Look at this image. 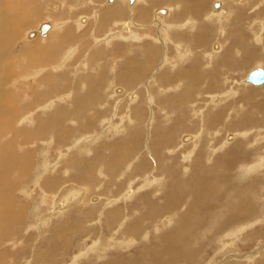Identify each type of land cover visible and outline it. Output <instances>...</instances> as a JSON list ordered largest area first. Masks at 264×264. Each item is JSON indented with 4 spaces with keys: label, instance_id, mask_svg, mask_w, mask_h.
<instances>
[{
    "label": "rangeland",
    "instance_id": "rangeland-1",
    "mask_svg": "<svg viewBox=\"0 0 264 264\" xmlns=\"http://www.w3.org/2000/svg\"><path fill=\"white\" fill-rule=\"evenodd\" d=\"M15 1L26 3L27 8L33 11L29 15L31 16L30 19L38 17V14L40 18L28 20L25 24L26 27L21 24V31L18 34L12 32L13 38L18 39L14 43L12 40L8 42L10 48L5 56L7 63L4 64V66H7L3 69V71L10 73L5 75L0 71V79H4L6 82L4 87L0 88L2 91H0V107L7 105L4 104L7 97H4L3 91L6 90V93L12 91L11 102L13 104H8V106L14 108L16 117L14 122L3 121L0 124V132H2V135H0V178L4 176L6 169L10 170L9 175L11 177H6L9 178L6 183L12 184V188L9 189L10 192L6 195L2 194V197L5 200H10L9 204H12L10 205L12 211H9L13 212L11 214L15 217V222L9 224L8 217L6 215L2 216L3 214L0 215V264H112V262L113 264H158L155 262L154 257H162V253L154 256L153 252L156 251H151L152 248H157L156 250L159 253L161 248L165 247L162 241L166 238L161 237L162 235H167L168 230L178 224L179 219L183 216H195L197 214L195 217L201 218L211 213L210 208L203 206H197V209L193 210L195 207L193 205V202H195L194 192L198 189V186L194 185L198 182H194V176L199 178L201 173L204 178L208 175L206 178L214 180L220 172L216 163L222 160L221 157L225 153L232 152L238 147L240 149L242 147V153L238 157L240 162L231 174L229 173V177H231L232 185H234L232 189H240V193L242 191V194L245 192L249 196L252 204H250L251 208H249L248 215L251 214L252 217L248 220L244 218L243 220H246L244 223L231 226L228 225L229 219L226 216L227 213L223 210V213L216 216V221L219 220V222L217 221L214 225H209L211 219L208 222H203L202 226L195 231L194 236V231L191 232L190 228L189 231H184V235L182 232V239H190V247L188 246L186 249L189 258L186 257L185 261H177L173 264H264V85L255 87L245 84L250 71L252 72L258 67L264 68V65L258 64V61L250 59V54L260 55V51L264 49V35L261 44L257 43L255 37L256 34H261L260 30L264 29V10L260 11L262 8L261 3L264 0H223L226 8L223 12L227 16L224 14L217 18L213 17V21L211 20L212 22L209 21V23L206 17L217 11L214 10V7L212 8V5L218 0H173L174 2L168 0L172 5L178 3L176 6H181L180 10L185 6L187 9H191L194 15H190L189 18L191 17L194 22L186 26L184 20L175 23L184 24L181 29L180 27H174L173 30L171 29L172 26H169L167 36L157 34L155 25L159 26L158 30L161 29L160 26L162 25L156 22L159 17L155 14L160 8L167 12L168 6L164 4L157 5L156 2H154L148 20L143 21L140 14L145 10L139 7V14L136 11L135 4L131 6L127 1L114 3H108L107 0ZM196 2L204 3V16L202 17H198L199 14L191 7V5H196ZM235 2L236 4H234ZM113 6H121L122 9H126L125 14L123 16L108 15L105 18V12ZM176 6H174L175 9H179ZM241 6L243 9H241ZM256 7H258V10L255 9ZM133 8L135 10H132ZM236 14L239 16H237V19L235 18ZM167 15L166 13L164 18H167ZM113 17L115 19L112 21ZM145 18H147V15ZM189 18L187 17L186 21ZM227 18L229 21H226ZM234 18L235 20H233ZM36 21L38 22L36 23ZM131 21L135 23L134 26L130 27L131 34H126L127 38L124 37L125 39L116 38L114 42L110 43L109 41L113 40L110 38L115 32H123L122 24L129 22L131 25ZM79 22L83 25V28L79 27ZM41 23H51L54 26L53 33H51L54 34L52 41L50 39L43 42L46 39H43L40 35L28 38L30 33L37 32V28ZM168 23L172 24L171 18ZM222 23L226 27L222 26ZM141 25L146 27L144 28L146 31L142 30ZM212 25L214 29L211 28ZM223 27L226 29H223ZM232 27H235L238 32H243V39L246 44H244L245 47L238 45L239 48H234L235 55L233 53L231 55L240 60H234L236 64H230L228 69L223 54L237 39L235 35L234 38L233 35H227L228 32L226 33ZM207 28L209 32H213V38L211 37L209 41H201L199 36L203 32L202 29ZM67 31L74 36L71 37V40L67 38L68 41L66 40L63 46V41H61L63 37L61 39L60 35L67 34ZM109 31L112 34H109ZM136 33L140 37L134 38ZM107 34L110 36H107ZM176 36L179 38H176ZM230 36L231 38H228ZM160 37L163 42L158 40ZM47 42L48 44L51 43L48 46V51L51 52L46 53L44 56L48 59V63L41 65L39 64V54H43L44 45ZM218 43L223 48L220 50L223 51V54L222 52L219 55L216 54L221 58L220 61L219 59L215 61L213 52L220 49L217 47ZM145 44H148L147 50L150 51L153 48L158 52L157 57L153 58L152 68L147 65L150 71L145 69V65L140 76L132 75L131 60L127 56L129 54L135 59L142 57V53L137 57L134 55L143 51L142 46ZM177 45H179V48ZM187 48H189V58L183 60L184 58L182 59L181 55ZM250 49H254V52H249ZM113 50L116 51L117 55H112L111 51ZM123 50L126 52L124 53ZM76 51L77 53L73 54L71 60L68 61L67 54ZM190 52L191 54H189ZM236 52L240 54L238 55ZM243 55L245 61L241 59ZM114 56L119 57L115 58ZM209 57H212L213 60H210ZM149 58L152 57L149 55ZM144 60L143 63L147 64L148 60ZM246 60L251 62L248 63ZM194 61H196L195 65ZM232 62L230 61V63ZM221 63H224L223 66ZM237 64L240 65L237 66ZM2 66L3 61L0 58V68ZM135 69L138 70L136 65ZM182 69L187 73L189 69H193L195 72V75L192 74L193 78L191 77L196 81V83L191 81L194 83L192 86L194 87L193 100L187 105L186 112V117H189V119H186V124L193 127L192 130L187 128L186 131L181 127V130L175 133L174 143H171L173 147L166 148L162 152L165 157V166L161 170V168H157L160 161L156 157L153 147L163 138V144L167 141V136L173 130V124L180 121L181 116L178 115L177 111L171 113L160 106V103L164 98L183 93L187 77L186 75L175 74L176 70L181 72ZM222 70L226 71L225 74L221 73ZM210 71L212 76H208L207 80L209 82H206L203 77ZM125 73L129 79L122 81ZM166 73L171 74V76ZM218 74H221L219 77L222 82L219 91L215 86L211 87L214 75L213 83L217 84L219 82ZM167 77L168 79L172 77V83L169 84L163 81ZM47 81L52 85H49L50 83ZM93 81L100 83V93L92 99L83 98L86 95L88 96L95 87L91 83ZM159 83L160 86L162 85L161 89ZM213 87L217 90L216 92ZM205 88L207 89L205 90ZM211 89L213 90L211 91ZM234 90L235 92H233ZM248 90L257 93H254L251 98ZM86 91L88 93H85ZM225 91L230 94L227 99L222 96L226 94ZM234 93L237 94L234 95ZM11 94H9V97H11ZM92 94L89 96H92ZM208 95L214 97L215 100L212 101L213 99L211 100ZM238 95L239 97H236ZM199 97L201 98L199 99ZM71 103L74 105H71ZM22 107H25L26 110L24 111L27 113L22 111L21 116L17 117L15 110H23ZM137 108L140 109L135 113ZM197 109L198 111H196ZM74 110L78 111L74 112ZM217 111L221 114V117L226 115L223 120L225 123L214 129V133L212 131L208 132L207 128L210 125L206 126L205 122L203 123L205 121L204 115L205 119L211 114L219 115ZM224 111L226 112L223 113ZM87 113L92 115L88 117L86 116ZM10 115H12V112H10ZM47 124L48 127L52 128L51 133L44 132L40 134L38 130L46 127ZM5 128L8 130L6 131ZM30 134L32 135L29 136ZM26 137L30 139L26 140ZM201 137L202 139H200ZM189 138L190 140L187 141ZM198 139H200L199 142H197ZM195 141L196 147L194 145ZM198 148L203 150V154ZM171 149L174 153H170ZM170 156L175 158L170 159ZM100 157L101 160L99 161ZM195 163L200 165V173H197ZM215 167L214 170H207V168ZM210 170L212 171L211 177H209ZM170 172L174 173L171 174ZM188 178H190V181H188ZM155 182L158 186L154 185ZM6 183L5 185H7ZM149 186L150 188H148ZM158 187H161L160 190ZM69 188H74L76 191L73 190L75 193L69 194L67 200H64L63 196ZM221 189L224 190V187H221ZM208 190L211 193L217 188L209 187L206 191ZM227 194L228 192L224 194L223 198H227ZM206 195L207 193H204L203 196ZM8 196L10 197L8 198ZM175 196H178V198ZM244 196L241 199L243 205L247 202V196ZM207 197V199H210L209 196ZM168 198L170 199L168 200ZM174 200H177L179 204L176 201V208L167 211V208L172 205L171 201ZM207 204L206 206H209L210 202ZM103 205L104 209L102 208ZM1 209L2 207L0 211ZM154 209L157 210L154 211ZM95 210L96 213L90 215V211ZM189 212L190 214H188ZM245 212H247V209ZM152 215L154 218H152ZM158 216H161V220L157 221ZM37 217L38 219H36ZM223 218L225 219L223 220ZM226 221L228 222L224 227ZM185 224L184 227L187 226ZM219 226L220 229L217 230ZM222 226L224 229L221 228ZM120 243L121 248H118L120 245L118 247L116 245ZM66 244L67 247H64ZM164 256L163 258L166 259V256ZM167 261L168 264H172L169 263V260Z\"/></svg>",
    "mask_w": 264,
    "mask_h": 264
},
{
    "label": "bare ground",
    "instance_id": "bare-ground-1",
    "mask_svg": "<svg viewBox=\"0 0 264 264\" xmlns=\"http://www.w3.org/2000/svg\"><path fill=\"white\" fill-rule=\"evenodd\" d=\"M118 1H127L128 3H129V5H131V6H134V4H135V8L137 7V13H139L140 14V12H139V7L142 9V10H145L144 12H142L140 15H141V17H142V19H143V21H147L148 20V17H149V14H150V11L152 10V8L154 7L153 5H154V2H156V4L158 5V4H164V5H167L168 7H167V12L166 11H164V10H162L161 8L157 11V13L155 14L156 16H158L159 18H157L156 19V22L159 24V25H162V26H160L161 27V29L160 30H158V25H155V29L157 30V34H161V36H167L168 35V30H167V28H169V26H172L171 27V29H173L174 30V27H180V29H181V26L182 25H184L185 24V26L186 25H190V24H192V22H194L193 21V19H191V17L189 18V16L191 15H194V14H192V10L190 9L189 10V8L187 9L186 8V6L184 7V8H182L181 10H180V7L181 6H176V5H172L171 4V2L170 1H168V0H134L133 2L132 1H130V0H116V1H111V0H107V2L108 3H114V2H118ZM173 1V0H172ZM196 1V0H195ZM224 2L223 0H218V1H216V2H214L213 3V5H212V8L214 7V10H217V11H214V13H210L209 15H208V17H206V20L208 19V23H209V21H213V17L214 18H217V17H219V16H221V15H224L225 13L223 12L224 11V8H225V2L221 5V2ZM230 1V0H229ZM243 1H246V0H243ZM261 1H263V0H261ZM26 2V1H25ZM28 2V1H27ZM174 2V1H173ZM177 2V1H176ZM233 2V1H232ZM239 2V1H238ZM257 2V1H256ZM184 3H185V1H184ZM260 3V2H259ZM186 4V3H185ZM234 4H236V2L234 3ZM251 4V3H250ZM189 5V4H188ZM252 5V4H251ZM261 5L262 6H264V2L263 3H261ZM142 6H145V7H142ZM174 6H176V7H178L179 9H175V7ZM221 6H223L222 7V10H221ZM228 6H229V4H228ZM247 6V5H246ZM28 7V5L26 6V3H24V2H17V1H15V0H0V58H1V60L3 61V66L0 68V71H1V73L2 74H7V75H9V73L10 72H8V71H3V69L7 66H4V64L5 63H7L6 62V54H7V52L9 51V44H8V42L10 41V40H12V42L14 43L15 42V40H17L18 38H13V34H18V32L19 31H21V29H20V25L22 24L23 25V27L25 26V24H26V22L28 21V20H34V19H38V18H40V16H39V14H38V17L36 16V17H34L33 19H30V17L31 16H29L30 15V13H32L33 11H31V9H29V8H27ZM191 7H192V9H194L196 12H197V14H199V16L198 17H202V16H204V14H203V9L205 8L204 7V3L203 2H200V3H197L196 2V5H191ZM209 7V6H208ZM233 7V6H232ZM35 8V7H34ZM37 8V7H36ZM35 8V9H36ZM185 8H186V10H185ZM249 8V7H248ZM258 7H256L255 9L256 10H258L257 9ZM261 8V7H260ZM259 8V9H260ZM26 9H27V11H26ZM221 11H220V10ZM232 9H235V8H232ZM238 9V8H237ZM125 10L126 9H122L121 8V6L119 7V6H113L112 8H110V9H108V11L107 12H105V14H106V16H105V18L109 15V16H123L125 13ZM128 10V9H127ZM132 10H135L134 8L132 9ZM157 10V9H156ZM180 10V11H179ZM219 10V11H218ZM225 10H226V8H225ZM261 10H264V7H262L261 9H260V11ZM128 11H130V10H128ZM176 11H179V12H176ZM233 11V10H232ZM237 11V10H236ZM154 12H156V11H154ZM176 12V13H175ZM219 12V13H218ZM234 12V11H233ZM257 12V11H256ZM35 14L37 13V12H34ZM136 13V12H135ZM166 13L168 14L167 16V18H164V17H166ZM128 14V13H127ZM102 15H103V13H102ZM101 15V16H102ZM136 15V14H135ZM139 15V16H140ZM146 15H147V18H145L146 17ZM226 15V14H225ZM243 15V14H242ZM227 16V15H226ZM237 14H236V19H237ZM189 18L187 21H186V18ZM239 17V16H238ZM244 17V16H243ZM254 17V16H253ZM109 19H110V17H108ZM107 18V19H108ZM140 18V17H139ZM138 18V19H139ZM170 18H171V22H172V24H169L168 23V21L170 20ZM223 18V17H222ZM235 18L233 19V20H235ZM240 18H241V15H240ZM256 18V17H255ZM113 19H115L114 17L112 18V21H113ZM174 19V20H173ZM83 20V19H82ZM106 20V19H105ZM185 21L184 22V24H181V23H179V24H175V23H178V22H181V21ZM214 20H216V19H214ZM218 20H220L219 18H218ZM107 21V20H106ZM130 21V20H129ZM137 21V20H136ZM142 21V20H141ZM189 21H191V22H189ZM201 21V20H200ZM199 21V22H200ZM211 21V22H212ZM226 21H229V19L227 18L226 19ZM231 21H232V19H231ZM239 21V20H238ZM237 21V22H238ZM242 21V20H241ZM240 21V22H241ZM38 21H36V23H37ZM198 22V21H197ZM36 23H35V25H36ZM80 23V22H79ZM116 23V22H115ZM118 23V22H117ZM122 23V22H121ZM124 23V22H123ZM129 22H127V24L126 23H124V24H122L123 26V32L122 31H120L121 32V34L119 35V33L120 32H115L113 35H112V37L110 38V39H113V40H110L109 42L110 43H112V42H114V40L117 38V39H125L124 37H126L125 35L127 34H129L130 32H132V30H131V26H134V24L135 23H132V21H131V25H130V23L128 24ZM167 23V24H166ZM174 23V24H173ZM202 23V22H201ZM226 23V22H225ZM166 24V25H165ZM194 24V23H193ZM211 24V23H210ZM231 24V23H230ZM253 24V23H252ZM163 25H165V26H167V27H164ZM229 25V24H228ZM255 25V24H254ZM264 25V24H263ZM137 26V25H136ZM198 26V25H197ZM222 26H225V24L224 23H222ZM22 27V26H21ZM26 27V26H25ZM79 27H81V28H83V25L80 23L79 24ZM141 27H142V30L144 29V28H146V27H144V26H142L141 25ZM190 27V26H189ZM210 27V26H209ZM226 27V26H225ZM225 27H223V29H226ZM251 27H253L254 28V26L253 25H251ZM151 28H154V27H151ZM194 28V27H193ZM211 28L212 29H214V26L212 25L211 26ZM260 28H261V26H260ZM53 29H54V26L51 24V23H41L39 26H38V28H37V32H33V33H30L29 35H28V38L30 39V38H34V37H37V36H41V37H43V39L45 38L46 40H43V42H45V41H49L50 39V41H52L53 39H54V34H51V33H53ZM147 29H148V27H147ZM179 29V28H178ZM196 29V28H195ZM210 29V28H209ZM220 29V28H219ZM223 29H222V31H223ZM120 30V29H119ZM145 30V29H144ZM143 30V31H144ZM172 30V31H173ZM254 30V29H253ZM264 29H262V30H260V32H261V34H256L255 35V37H256V40H257V43L258 44H261V41H262V39H263V35H264V31H263ZM146 31V30H145ZM148 31V30H147ZM202 33H201V35L199 36V38L201 39V41H205V40H210L211 39V37L213 38V32H209L208 31V28L207 29H202ZM221 31V32H222ZM226 31V30H225ZM12 32H13V34H12ZM228 32V33H227ZM70 32H68L67 31V34H65V35H60V38L61 37H63V39L61 40V41H63V46L65 45V42H66V40L68 41V39L67 38H70V40H71V37L72 36H74V35H72V34H69ZM109 34H112L111 33V31H109L108 32ZM164 33H165V35H164ZM224 33V32H223ZM226 33H227V35H235L236 37H237V39H235L234 41H233V43L230 45V47H228V49L226 50V52H225V54H223V52L222 51H220L221 49H223L222 48V46L220 47V43H218L217 44V47H219L218 49L219 50H217L216 52H213L214 54L213 55H215V61L217 60V59H219V61H220V56H217L216 54H220L221 52H222V54H223V59H224V61H226V64L228 65V69H229V65L230 64H232V65H235L236 63L234 62V60H240L239 58H236L235 56H232L231 55V53H235V47H238V45L239 46H244V44H246V42L244 41V39H243V37H244V35L241 33V31L240 32H238L237 31V29H235V27H232L231 28V30L230 31H226ZM109 34H107V36L109 35ZM131 34V33H130ZM237 34H240V35H237ZM248 35V34H247ZM246 35V36H247ZM106 36V37H107ZM110 36V35H109ZM132 36H133V34H132ZM137 36H139L140 37V35L138 34V33H136L135 34V36H134V38H136ZM147 36H149V35H147ZM160 36V35H159ZM232 36V37H233ZM235 36H234V38H235ZM178 36H176V38H177ZM182 37V36H181ZM187 37V36H186ZM77 38V37H76ZM127 38V37H126ZM131 38V37H130ZM143 38V37H142ZM148 38V37H147ZM165 38V37H164ZM179 38V37H178ZM228 38H231V36L230 37H228ZM250 38V37H249ZM249 38H248V40H249ZM144 39V38H143ZM148 39H151V38H148ZM154 39V38H153ZM168 39V38H167ZM182 39V38H181ZM195 39V38H194ZM193 39V40H194ZM137 41H138V39H136ZM159 41H162L161 40V37L158 39ZM179 40V39H178ZM197 40V39H196ZM247 40V39H246ZM108 41V40H107ZM128 41V40H127ZM157 41V40H156ZM195 41V40H194ZM223 41H226V40H223ZM40 42H42V41H40ZM132 42V41H131ZM150 42V41H149ZM163 42V41H162ZM164 42H165V40H164ZM196 42V41H195ZM226 42H228V41H226ZM37 43V42H36ZM202 43V42H201ZM44 44V43H43ZM205 44V43H204ZM210 44V43H209ZM263 44V43H262ZM39 45V44H38ZM51 45V43L50 44H48V42L44 45L45 47H44V51H43V54L42 53H40L39 54V60H40V62H39V64H41V65H45L46 63H48V59L46 58V57H44L45 56V54L47 53V54H49L50 52L48 51V46H50ZM180 45V44H179ZM179 45H177L178 46V48H179ZM206 45V44H205ZM222 45V44H221ZM4 46V47H3ZM198 46V45H197ZM197 46H193V47H197ZM254 46V45H253ZM33 48H34V46H32ZM121 47V46H120ZM143 47V51H141V52H138V53H136L134 56H136L137 57V55H139V54H143L142 55V57H139V58H137V59H135L133 56H130L129 54H128V56L127 57H129V59L131 60L130 62H131V64H132V75H135V76H140L141 75V73H142V71H143V67L146 65V70H149L148 69V66L147 65H149V66H151V68H152V66H153V58L154 57H157V54H158V52L156 51V50H154L153 48H151L150 49V51L149 50H147V47H148V44H145V45H143L142 46ZM245 47V46H244ZM40 48V47H39ZM113 48V47H112ZM118 48V47H117ZM181 48V47H180ZM239 48V47H238ZM35 49V48H34ZM115 49V48H114ZM130 49H131V47H130ZM156 49V48H155ZM203 49H205V48H203ZM38 50V49H37ZM55 50V49H54ZM234 50V51H233ZM36 51V50H35ZM40 51H42V50H40ZM138 51H140V50H138ZM185 52H188L189 51V48H187L186 50H184ZM190 51H191V49H190ZM236 51H238V49H236ZM256 51V50H255ZM18 52V51H17ZM112 52V55H117L116 54V51L115 50H113V51H111ZM118 52H119V50H118ZM120 52H121V50H120ZM123 52L125 53L126 51H124L123 50ZM129 52V51H128ZM204 52V51H203ZM249 52H251V53H253L254 52V49H250L249 50ZM75 53H77V51L76 52H71V54L69 53V54H67V60L69 61V60H71V58L73 57V54L75 55ZM122 53V52H121ZM199 53V52H198ZM236 53H238V55L240 54L239 52H236ZM241 53H242V51H241ZM260 55H253V54H250V59H254V60H256V61H258V64L260 63V65H264V49H263V51L261 50L260 51ZM54 54V53H53ZM94 54H95V52H94ZM120 54V53H119ZM185 54V53H184ZM188 54V53H187ZM189 54H191V52L189 53ZM121 55H123V54H121ZM149 55H150V57H152V58H149ZM198 55V54H197ZM235 55V54H234ZM66 56V55H65ZM126 56V55H125ZM146 56V58H147V60H148V62H147V64H145V63H143V61H145L144 59H143V57H145ZM180 56V55H179ZM182 56L184 57V55L182 54ZM190 56H192V55H190ZM211 56V55H210ZM115 58L117 57H119V56H114ZM183 57H182V59H183ZM213 57V56H212ZM212 57H209L210 58V60H213V58ZM38 58V57H37ZM48 58H50V57H48ZM98 58V57H97ZM121 58V57H120ZM189 58V57H188ZM74 59V58H73ZM241 59H245V57H244V55L241 57ZM247 59V58H246ZM34 60H36V59H34ZM56 60V59H55ZM183 60H185V58L183 59ZM149 61H151V63H149ZM214 61V62H215ZM223 61V60H222ZM221 61V62H222ZM223 61V62H224ZM230 61H233L232 63H230ZM245 61V60H244ZM243 61V62H244ZM248 63H250L251 61L250 60H246ZM12 62V61H11ZM33 62V61H32ZM195 62L196 61H194V65H195ZM208 62V61H207ZM237 63H239L238 61H236ZM246 62V63H247ZM49 63H51V62H49ZM163 63V62H162ZM245 63V64H246ZM257 63V62H256ZM2 64V63H1ZM11 64V63H10ZM224 64V63H223ZM223 64L221 63V65L223 66ZM240 64H242L241 62H240ZM240 64H237V66L238 65H240ZM34 65V64H33ZM125 65V64H124ZM135 65L137 66V69L138 70H136L135 69ZM191 65V64H190ZM218 65V64H217ZM219 65H220V63H219ZM226 65V66H227ZM259 65V66H260ZM28 66V65H27ZM26 66V67H27ZM193 66V65H192ZM211 66V65H210ZM246 66V65H245ZM208 67V66H207ZM234 67V66H233ZM243 67V66H242ZM165 68V67H164ZM163 68V69H164ZM183 68V67H182ZM185 68V67H184ZM216 68V67H215ZM258 68H262V69H264L263 67H258ZM258 68H256V69H258ZM134 69V70H133ZM172 69V68H171ZM226 69V68H225ZM227 69V71H229L230 72V70H228ZM235 69V68H234ZM255 69V70H256ZM7 70H9L10 71V69H8L7 68ZM180 70V69H179ZM179 70H176L175 71V74H185L186 75V77H187V80H186V86H185V89H184V91H183V93H181V94H179V95H172L173 97H168V98H164V99H162L161 100V103H160V106H162L163 108H166L168 111H170L171 113L172 112H174V111H177L178 112V115L180 114V116H181V120L180 121H178L177 123H175V124H173V130H172V132L170 133V135L169 136H167V141L163 144V139H161V140H159L158 142H157V144H156V146L155 147H153V150H154V152H155V154H156V157L159 159V163H158V165H157V168H161V170L163 169V167L165 166V157H164V153L162 154V152H164V149H168V148H170V147H173V145L171 146V143L173 142L174 143V139H175V137H176V135H175V133L177 132V131H180L181 130V127L182 128H184L185 130L184 131H186V129L187 128H189V129H191L192 130V127H191V125L190 126H187L188 124H186V119H189V117H186L187 115H186V112H187V105L188 104H190L191 102H192V100H193V88L194 87H192L193 85H194V83H192L191 81H195L194 79H192L193 77H192V74H194L195 75V72H194V70L193 69H189V73H187V72H184L183 71V69H182V71L180 72ZM185 70V69H184ZM233 70V69H232ZM231 70V71H232ZM242 70V69H241ZM128 71V70H127ZM150 71V70H149ZM166 71V70H165ZM188 71V70H187ZM223 72H221V73H224V72H226V71H224V70H222ZM44 72V71H43ZM174 72V71H173ZM169 73V72H168ZM237 73V72H236ZM250 73H251V71H250ZM249 73V74H250ZM167 74V73H166ZM166 74H164V75H166ZM201 75H202V73H200ZM225 74V73H224ZM248 74V75H249ZM49 75V74H48ZM122 76H123V74H121ZM131 75V76H132ZM168 75H170L171 76V74H168ZM173 75V74H172ZM221 74H218V80H219V82L217 83V84H214L213 82V78L215 77V75H214V77L212 78V85H211V87L212 86H215L216 87V89L219 91L221 88H219V87H222V82H221V79H220V76ZM53 76V75H52ZM51 76V77H52ZM208 76H212V73H211V71L210 72H208V73H206V75L203 77V79H205L206 80V82L208 81L207 80V77ZM233 76V75H232ZM50 77V76H49ZM173 77H175L174 75H173ZM177 78H178V76H176ZM192 77V78H191ZM248 77V76H247ZM9 78V77H8ZM172 78V77H171ZM171 78L170 79H168V77H167V79L166 80H163L164 82H166V83H172V80H171ZM202 78V77H201ZM200 78V79H201ZM209 78V77H208ZM217 78V77H216ZM50 79V78H49ZM54 79V78H53ZM127 79H129V77H128V75L125 73L124 74V76H123V78H122V81H124V80H127ZM161 79V78H160ZM198 79V78H197ZM196 79V80H197ZM203 79H201V80H203ZM9 80V79H8ZM52 80V79H51ZM137 80H138V78H137ZM217 80V81H218ZM46 81V80H45ZM53 81V80H52ZM56 81V80H55ZM54 81V82H55ZM121 81V82H122ZM182 81V80H181ZM198 81V80H197ZM239 81V80H238ZM47 82H49V81H47ZM46 82V83H47ZM63 83H64V81H62ZM86 82V81H85ZM120 82V83H121ZM157 82V81H156ZM209 82V81H208ZM216 82V81H215ZM227 82V81H226ZM50 83V82H49ZM59 83V82H58ZM82 83V82H81ZM92 83V85L93 86H95L90 92L91 93H93L92 94V96H89V95H91V93L87 96H84L83 98H88V99H92V98H94V97H96L99 93H100V91H101V85H100V83L99 82H96V81H93V82H91ZM195 83H196V81H195ZM204 83H205V81H204ZM6 84V82H5V80L3 79V80H1L0 79V88H3L4 87V85ZM85 84V83H84ZM124 84V83H123ZM161 84H162V82H161ZM168 84V85H169ZM199 84V83H198ZM198 84H195V85H198ZM208 84V83H207ZM230 84H231V82H230ZM245 84L246 85H252V86H255V87H261V86H263L264 84H262V85H260V86H256V85H253V84H251V83H248L247 82V78H246V80H245ZM49 85H52L51 83L49 84ZM132 85V84H131ZM204 85V84H203ZM202 85V86H203ZM210 85V84H209ZM240 85V84H239ZM159 86H160V83H159ZM162 86V85H161ZM161 86H160V89H161ZM167 86V85H166ZM200 86V85H199ZM208 86V85H207ZM57 87V86H56ZM127 87V86H126ZM129 87V86H128ZM131 87H133V86H131ZM171 87V86H170ZM232 88H233V86H231ZM235 87V86H234ZM239 87V86H238ZM52 88V87H51ZM163 88V87H162ZM200 88H203V87H200ZM232 88H231V90H232ZM60 89H61V87H60ZM60 89H58V90H60ZM129 89V88H128ZM159 89V90H160ZM207 88H205V90H206ZM213 89H214V87H213ZM213 89H211V91L213 90ZM216 89H214L215 90V92L217 91ZM33 90V89H32ZM53 90V89H52ZM51 90V91H52ZM90 90V89H89ZM200 90V89H199ZM209 90V89H208ZM208 90H207V92H208ZM229 91H230V89H228ZM236 90V89H235ZM235 90L233 91V92H235ZM1 91V90H0ZM6 91V90H5ZM5 91H3L4 92V97H7L6 99H7V101L4 103V104H7V105H3L2 107H0V120H1V122H0V124L3 122V121H5V122H14L16 119V117H15V114H14V108L12 107V106H8V104H11L12 102H11V99H12V91H10V93H6ZM80 91V90H79ZM2 92V91H1ZM9 92V91H8ZM81 92V91H80ZM226 92V91H225ZM232 92V91H231ZM237 92H239V91H237ZM85 93H88L87 91L85 92ZM161 93V92H160ZM214 93V92H213ZM222 93V92H221ZM248 93L250 94V96H251V98L254 96V93H257L256 91L255 92H253V91H250V90H248ZM9 94H11V97H9ZM14 94V93H13ZM199 94V93H198ZM203 94V93H202ZM209 94H211V93H209ZM223 94V93H222ZM225 94V93H224ZM235 94H237V93H234V95ZM247 94V93H246ZM47 95H48V93H47ZM160 95V94H159ZM162 95V94H161ZM160 95V96H161ZM200 95V94H199ZM205 95H207V94H205ZM218 95V94H217ZM230 94H227V92H226V94L225 95H222L224 98H228V96H229ZM232 95V94H231ZM248 95V94H247ZM34 96V95H33ZM45 96V95H44ZM171 96V95H170ZM204 96V95H203ZM209 97H210V95H208ZM214 96V95H213ZM246 96V95H245ZM81 97H82V94H81ZM220 97V96H219ZM236 97H239V95L238 96H236ZM14 98V97H13ZM44 99H45V97H43ZM82 98V99H83ZM99 98V97H98ZM136 98V97H135ZM134 98V99H135ZM158 98V97H157ZM201 97H199V99H200ZM211 98V100L212 101H214L215 100V98L214 97H210ZM231 98H232V96H231ZM242 98V97H241ZM39 99H41V98H39ZM38 99V100H39ZM79 99H80V97H79ZM134 99H132V100H134ZM199 99H196V100H199ZM221 99H222V97H221ZM229 99H230V97H229ZM42 100V99H41ZM41 100H40V102H41ZM202 100V99H201ZM207 100V99H206ZM222 100H224V99H222ZM252 100V99H251ZM82 101H84V100H82ZM81 101V102H82ZM103 101V100H102ZM157 101H158V99H157ZM63 102V101H62ZM65 102V101H64ZM80 102V103H81ZM87 102V101H86ZM200 102V101H199ZM209 102V101H208ZM252 102V101H251ZM195 103V102H194ZM205 103V102H204ZM219 103V102H218ZM13 104V103H12ZM15 104H17V103H15ZM82 104H83V102H82ZM88 104H89V102H88ZM87 104V105H88ZM91 104V103H90ZM1 105H2V103H1ZM45 105H46V103H45ZM71 105H74V104H72L71 103ZM84 105H85V103H84ZM214 105V104H213ZM242 105V104H241ZM240 105V106H241ZM5 106H7V107H5ZM14 106V105H13ZM17 106V105H16ZM36 106V105H35ZM42 106H44V105H42ZM139 106V105H138ZM204 106V105H203ZM224 106V105H223ZM15 107V106H14ZM74 107V106H73ZM82 107V106H81ZM181 107V108H180ZM23 108V107H22ZM25 108V107H24ZM23 108V110H19V109H16L15 110V112H16V115H17V117L18 116H21V114L23 113L22 111H24V110H26V109H24ZM84 108V107H83ZM115 108V107H114ZM236 108V107H235ZM82 109V108H81ZM85 109V108H84ZM139 109L140 108H137V110L135 111V113L136 112H138L139 111ZM223 109V108H222ZM221 109V110H222ZM225 109V108H224ZM203 110V109H202ZM33 111V110H32ZM75 111H78V110H74V112ZM81 111H83V110H81ZM196 111H198V109L196 110ZM201 111V110H200ZM199 111V112H200ZM209 111V110H208ZM223 111V110H222ZM227 111V110H226ZM226 111H224L223 113H225ZM10 112H12V115H10ZM24 112H26V111H24ZM57 112V111H56ZM27 113V112H26ZM61 113V112H60ZM78 113V112H77ZM83 113H84V111H83ZM89 113V112H88ZM87 113V115L86 116H91V115H89ZM188 113H189V111H188ZM217 113L219 114V115H215V114H211V115H209L206 119H205V115H204V120L205 121H203V123L205 122V125L207 126L208 124L210 125L207 129H208V132L209 131H212L213 132V130L214 129H217L218 128V126H220V125H224V123H225V121H223L225 118V116L226 115H224V116H222L221 117V114L217 111ZM222 113V114H223ZM230 113V112H229ZM234 113H235V110H234ZM55 114V113H54ZM64 114V113H63ZM79 114H82V113H79ZM78 114V115H79ZM169 114V113H168ZM61 115V114H60ZM196 116V115H195ZM44 117V116H43ZM60 117V116H59ZM58 117V118H59ZM62 118V117H61ZM125 118V117H124ZM196 118V117H195ZM80 119H82V118H80ZM126 119V118H125ZM24 120V119H23ZM160 120V119H159ZM203 120V119H202ZM246 120V119H245ZM42 121V120H41ZM48 122V121H47ZM53 122H55V121H53ZM202 122V121H201ZM90 123V122H89ZM15 124V123H14ZM11 125V124H10ZM179 125V126H178ZM201 125V124H200ZM5 126V125H4ZM8 126V125H7ZM11 127V126H10ZM42 127V126H41ZM57 128V127H56ZM158 128H160V127H158ZM6 129V128H5ZM5 129H4V131H5ZM58 129V128H57ZM8 129H6V131H7ZM10 130V129H9ZM59 130V129H58ZM116 130V129H115ZM2 131V130H1ZM39 132H40V134H42V133H44V132H50L51 133V131H52V128H50V127H48V124H47V126L46 127H44V128H40V130H38ZM200 131H201V129H200ZM9 132V131H8ZM54 132V131H53ZM58 132V131H57ZM115 132H117V131H115ZM160 132V131H159ZM207 132V133H208ZM211 132V133H212ZM10 133V132H9ZM179 133V132H178ZM214 133V132H213ZM4 134V133H3ZM28 134V133H27ZM26 134V135H27ZM166 134H167V132H166ZM200 134H201V132H200ZM217 134V133H216ZM0 135H2V132H0ZM4 135H6V134H4ZM8 135V134H7ZM9 135H11V134H9ZM32 134H30L29 136H31ZM54 135V134H53ZM58 135V134H57ZM158 135H160V134H158ZM164 136V135H163ZM49 137V136H48ZM3 138V137H2ZM160 138V137H159ZM161 138H162V136H161ZM188 138V137H187ZM15 139V138H14ZM17 139V138H16ZM30 139V138H29ZM29 139H27V137H26V140H29ZM61 139V138H60ZM200 139H202V137L200 138ZM200 139H198V141L197 142H199L200 141ZM188 140H190V138L189 139H187V141ZM1 141V140H0ZM184 141H185V139H184ZM24 143V142H23ZM187 143V142H186ZM17 144V143H16ZM163 144V145H162ZM196 144V141H195V143H194V145ZM6 145V144H5ZM133 147V146H132ZM135 147V146H134ZM195 147H196V145H195ZM1 148V147H0ZM199 150H200V152L203 154V150L202 149H200V148H198ZM241 149H242V147H241ZM239 147L238 148H235V150H233L232 152H230L229 151V153H225L221 158H222V160L220 161V162H218V163H216L217 164V166L219 167V169H220V172L219 171H217V172H219L218 173V176L214 179V180H212V179H210V178H204L203 177V175H201V173H200V165H198V164H196L195 163V168H196V166H197V169H196V171H197V173H200V175H199V178L197 177V176H194V178H193V180H194V182H196V181H198V182H196V184H194V185H197L198 186V189L197 190H195V192H194V196H195V198H194V200H195V202H193V205H195V207L193 208V210L194 209H197V206H203V207H208V208H210L211 209V213L210 214H207L206 216H204V217H201V218H196L195 216L197 215V214H195V216H192V215H189V216H183L181 219H179V223L178 224H175L170 230H168V234L167 235H162L161 237H163V238H166V239H164V241H162V243L164 244V246L165 247H162L161 248V250H160V252L158 253L157 251L158 250H156L157 248H152V251L151 252H153V250L154 251H156V252H153L154 253V256L155 255H159L160 253H162L161 255H162V257H160V256H156V257H154L155 258V262L156 263H158V264H168V261L166 262V260H169L170 262L169 263H174V262H177V261H185V259H186V257L187 258H189V256H188V253L186 252V249L188 248V246H189V244H190V239L188 240V239H182L181 238V233L183 232V235H184V231L186 232V230H188L189 231V228L192 230L191 232H193L194 234H193V236L195 235V231H197V229H199L201 226H202V223L203 222H208V220L209 219H211L210 220V222H209V225L210 224H212V225H214V224H216V222L218 221L219 222V220H217L216 221V216H219V213H223V210H225V213H227V217H228V221H229V224L228 225H235V224H238V223H244L246 220H248V219H250L251 217H252V215L250 214V215H248V213H249V208H251V206H250V204H252L251 203V201L249 200V196H247L246 195V193L244 192V194H242L243 192L241 191V193H240V189L238 190V189H232V187L234 186V185H232L233 183H232V181H231V177H229V173L231 174V172H232V170L233 169H235V167L238 165V163L240 162L239 161V159H238V157L240 156V154L242 153L241 150ZM128 150V149H127ZM4 151V150H3ZM45 151V150H44ZM46 152V151H45ZM171 152H173L172 151V149H171V151H170V153ZM194 152V151H193ZM205 152V151H204ZM6 153V152H5ZM169 153V154H170ZM174 153V152H173ZM192 153V152H191ZM126 154V153H125ZM140 154V153H139ZM48 155V154H47ZM127 155V154H126ZM4 156H6V155H4ZM27 156V155H26ZM190 156V155H189ZM2 158V157H1ZM21 158V157H20ZM43 158V157H42ZM49 158V157H48ZM105 158V157H104ZM116 158V157H115ZM115 158H113L114 160H116ZM136 158V157H135ZM172 158H175L174 156H170V159H172ZM6 159H7V157H6ZM23 159V158H22ZM21 159V160H22ZM107 159H109V158H107ZM124 159V158H123ZM2 160H3V158H2ZM8 160V159H7ZM20 160V159H19ZM29 160H31V159H29ZM47 160V159H46ZM101 160V157H100V159H99V161ZM105 160V159H104ZM110 160V159H109ZM27 161V160H26ZM0 162H1V160H0ZM5 162V161H4ZM9 162V161H8ZM20 162V161H19ZM106 162V161H105ZM105 162H103V163H105ZM109 162V161H108ZM263 162V161H262ZM7 163V162H6ZM44 163H45V161H44ZM83 163V162H82ZM107 163V162H106ZM105 163V164H106ZM116 163V162H115ZM108 164V163H107ZM112 164V163H111ZM145 164V163H144ZM82 165V164H81ZM115 165H117V164H115ZM114 165V166H115ZM147 165V164H146ZM259 165H260V162H259ZM258 165V166H259ZM6 166V165H5ZM40 166V165H39ZM105 166V165H104ZM110 167L112 166V165H109ZM123 166H124V164H123ZM142 166H143V163H142ZM97 167V166H96ZM108 167V166H107ZM140 167H141V165H140ZM171 167V166H170ZM256 167H257V165H256ZM5 168V167H4ZM83 168V167H82ZM113 168V167H112ZM146 168V167H145ZM201 168H203V167H201ZM23 169V168H22ZM85 169H86V167H85ZM88 169V168H87ZM110 169V168H109ZM128 169V168H127ZM142 169H144V168H142ZM206 169V168H205ZM204 169V170H205ZM209 169H216V167L215 168H207V170H209ZM1 170V169H0ZM25 170V169H24ZM94 170V169H93ZM111 170V169H110ZM109 170V171H110ZM116 170V169H115ZM119 170V169H118ZM87 171H89V170H87ZM108 171V170H107ZM195 171V172H196ZM9 172H10V170L8 171L7 169L5 170V174H4V176H2V177H4L3 179H1L0 178V208L2 207V209H1V211H0V215H2V216H4V215H6L7 217H8V219H9V224H13L14 222H15V217H13V214H11V213H13V212H10V211H12V208H10V205H12V204H9L10 203V200H5L2 196L5 194H8V192H10V188H12V184L11 183H6V180H9V178L7 179L6 177H11V175H9ZM82 172V171H81ZM112 172V171H111ZM143 172V171H142ZM159 172H160V170H159ZM158 172V173H159ZM205 172V171H204ZM203 172V173H204ZM246 172V171H245ZM79 173V172H78ZM171 173V172H170ZM174 172H172L171 174H173ZM3 174V173H2ZM77 174V173H76ZM115 174V173H114ZM39 175H40V173H39ZM112 175H113V173H112ZM196 175V174H195ZM41 176V175H40ZM81 176H82V174H81ZM115 176V175H114ZM212 176V171L210 170V176L209 177H211ZM243 176V175H242ZM201 177H202V179H201ZM37 178V177H36ZM192 178V177H191ZM111 179H113V178H111ZM157 180V179H156ZM148 181V180H147ZM188 181H190V178H188ZM111 182V181H110ZM148 182H150V181H148ZM151 182H153L152 180H151ZM161 182V181H160ZM5 183L7 184V185H5ZM190 183H192V182H190ZM154 184V183H153ZM161 183H159V185H160ZM179 184H181V183H179ZM189 184V183H188ZM52 185V184H51ZM150 185V184H149ZM154 185H156V182H155V184ZM153 185V186H154ZM156 186H158V185H156ZM161 186H162V184H161ZM180 186V185H179ZM51 187V186H50ZM145 187V186H144ZM203 187H204V189H203ZM209 187H212V188H217V190H215L214 192H209V190L208 191H206ZM221 187H224V190H222L221 189ZM243 187V186H242ZM140 188V187H139ZM146 189H147V187H145ZM148 188H150V186L148 187ZM159 188V187H158ZM161 188V187H160ZM160 188H159V190H160ZM172 188V187H171ZM174 188H176V187H174ZM173 189V188H172ZM203 189V190H202ZM73 190H75L76 191V189H74V188H69L67 191H66V193L64 194V196H63V199L64 200H67V197H68V195L69 194H72V193H75V192H73ZM176 190V189H175ZM180 190V189H179ZM233 191V192H231V191ZM87 192V191H86ZM156 192V191H155ZM173 192V191H172ZM228 192V194H227V198H223V196H224V194H226ZM169 193H170V191H169ZM179 193H180V191H179ZM182 193V192H181ZM180 193V194H181ZM204 193H207V195L206 196H203L204 195ZM247 193H249V192H247ZM3 194V195H2ZM149 194V193H148ZM156 194V193H155ZM171 194V193H170ZM172 194H175V193H172ZM10 195V194H9ZM31 195H32V193H31ZM145 195V194H144ZM168 195V194H167ZM182 195H183V193H182ZM247 196V202H246V204L245 205H243L242 204V202H241V199L243 198V196ZM248 195H251V194H248ZM44 196H45V194H44ZM207 196H209L210 197V199H207L208 197ZM241 196V197H240ZM244 196V197H245ZM252 196V195H251ZM10 196H8V198H9ZM29 197V196H28ZM145 197V196H144ZM167 197V196H166ZM169 197V196H168ZM176 197V196H175ZM207 197V198H206ZM6 198V197H5ZM131 198V197H130ZM171 198V197H170ZM170 198H168V200L170 199ZM176 198H178V196L176 197ZM180 198H182V197H180ZM40 199V198H39ZM56 199V198H55ZM124 199H125V197H124ZM146 200H147V198H145ZM252 199V198H251ZM38 200V199H37ZM41 200V199H40ZM39 200V201H40ZM177 200H174V201H171L172 202V205L171 206H169L168 208H167V211H169V209L170 210H172V209H174V208H176V204H175V202H176ZM190 201V200H189ZM43 202V201H42ZM47 202V201H46ZM63 202H65V201H63ZM149 202V201H148ZM169 202V201H168ZM208 202H210V205L209 206H206V204L208 203ZM66 203V202H65ZM111 203H113V202H111ZM143 203V202H142ZM181 203V202H180ZM183 203V202H182ZM181 203V204H182ZM187 203V202H186ZM234 203V204H233ZM54 204V203H53ZM166 204L168 205V203L166 202ZM177 204H179L178 203V201H177ZM180 204V205H181ZM191 204V203H190ZM14 205V204H13ZM96 205V204H95ZM111 205V204H110ZM184 205H187V204H184ZM208 205V204H207ZM41 206V205H40ZM109 206V205H108ZM148 206V205H147ZM152 206H154V205H152ZM158 206V205H157ZM245 206H247V207H245ZM11 207H13V206H11ZM104 207V205L102 206V208ZM166 207V206H165ZM188 208H189V206H187ZM10 208V209H9ZM151 208H153V207H151ZM163 208V207H162ZM8 209V210H7ZM94 209V208H93ZM96 210L98 209V208H95ZM104 209V208H103ZM206 209V208H205ZM247 209V212H245V210ZM10 210V211H9ZM53 210V209H52ZM91 210V209H90ZM96 210L95 211H90V215H92V214H95L96 213ZM102 210V209H101ZM112 210V209H111ZM157 209H154V211H156ZM160 210V209H159ZM190 210V209H189ZM208 210V209H207ZM252 210V209H251ZM162 211H165V210H162ZM199 211H200V209H199ZM202 211V210H201ZM64 212V211H63ZM153 212V211H152ZM187 212V211H186ZM191 212V211H190ZM190 212L188 213V214H190ZM195 212V211H194ZM204 212V211H203ZM210 212V211H209ZM229 212V213H228ZM57 213V212H56ZM100 213V212H99ZM109 213V212H108ZM151 213V212H150ZM149 213V214H150ZM154 213V212H153ZM158 213V212H157ZM161 213V212H160ZM196 213V212H195ZM206 213V212H205ZM204 213V214H205ZM58 214H59V212H58ZM60 214H61V212H60ZM63 214V213H62ZM88 215H89V213H87ZM106 214V213H105ZM155 214V213H154ZM153 214V215H154ZM186 214V213H185ZM218 214V215H217ZM66 215V214H65ZM89 215V216H90ZM113 215V214H112ZM153 215H152V218H154L153 217ZM169 215V214H168ZM187 215V214H186ZM98 216H99V214H98ZM117 216V215H116ZM222 216H224V215H222ZM148 217H149V215H148ZM148 217H147V219H148ZM151 217V216H150ZM2 218H4V217H2ZM156 218V217H155ZM161 218V216H158L157 217V221L159 220ZM172 218V217H171ZM171 218H170V220H171ZM244 218H246V220L244 221L243 219ZM36 219H38V217L36 218ZM141 219V218H140ZM150 219V218H149ZM167 219H169V218H167ZM225 218H223V220H224ZM153 220V219H152ZM161 220V219H160ZM222 220V221H223ZM142 221V220H141ZM156 221V222H157ZM169 221V220H168ZM228 221H226V223H225V225H224V227H226V225H227V222ZM17 222V221H16ZM167 222V221H166ZM184 222V223H183ZM37 223V222H36ZM42 223V222H41ZM158 223V222H157ZM186 223V224H185ZM140 224H141V222H140ZM187 225L186 227H184L183 225ZM204 224H206V223H204ZM207 225V224H206ZM13 226V225H12ZM40 226V225H39ZM45 226V225H44ZM208 226V225H207ZM15 227V226H14ZM42 227V226H41ZM210 227V226H209ZM243 227V226H242ZM4 228V227H3ZM17 228V227H16ZM61 228V227H60ZM138 228V227H137ZM204 228V227H203ZM214 228V227H213ZM221 228H223V226L221 227ZM64 229V228H63ZM218 229H220V226L217 228V230ZM224 229V228H223ZM137 230V229H136ZM136 230H134V231H136ZM43 231V230H42ZM58 231V230H57ZM212 231V230H211ZM66 232V231H65ZM70 232V231H69ZM131 232H133V231H131ZM138 232V231H137ZM215 232V231H214ZM222 232V231H221ZM71 233V232H70ZM210 233V232H209ZM134 234V233H133ZM166 234V233H165ZM200 234V233H199ZM7 235H8V233H7ZM68 235V234H67ZM217 235H218V233H217ZM216 235V236H217ZM208 238V237H207ZM224 238V237H223ZM69 239V238H68ZM71 239V238H70ZM192 239H195V238H192ZM225 240V239H224ZM221 241V240H220ZM110 242V241H109ZM129 242V241H128ZM66 243V242H65ZM79 243V242H78ZM103 243V242H102ZM161 243V242H160ZM104 244V243H103ZM123 244V243H122ZM124 244H126V242H124ZM221 244V243H220ZM70 245H72V244H70ZM120 245V246H119ZM74 246V245H73ZM118 248H121V243L120 244H118V245H116ZM126 246H128V245H126ZM222 246V245H221ZM64 247H67V244H66V246H64ZM68 247H69V245H68ZM78 247V246H77ZM114 247V246H113ZM117 247H116V249H117ZM190 247V246H189ZM226 248V247H225ZM64 249V248H63ZM108 249V248H107ZM127 248L125 247V250H126ZM190 249V248H189ZM118 250V249H117ZM103 251V250H102ZM191 251V250H190ZM193 254V253H192ZM197 254V253H196ZM163 255H165L166 256V259H164L163 258ZM194 255V254H193ZM164 256V257H165ZM99 257V256H98ZM167 257H168V259H167ZM150 259H152V258H150ZM150 261V260H149ZM112 264H113V262H112Z\"/></svg>",
    "mask_w": 264,
    "mask_h": 264
},
{
    "label": "water",
    "instance_id": "water-1",
    "mask_svg": "<svg viewBox=\"0 0 264 264\" xmlns=\"http://www.w3.org/2000/svg\"><path fill=\"white\" fill-rule=\"evenodd\" d=\"M111 1H116V0H111ZM134 1V0H130ZM247 82L251 83L256 86H260L264 84V69L258 68L256 70H253L247 77Z\"/></svg>",
    "mask_w": 264,
    "mask_h": 264
},
{
    "label": "crops",
    "instance_id": "crops-1",
    "mask_svg": "<svg viewBox=\"0 0 264 264\" xmlns=\"http://www.w3.org/2000/svg\"><path fill=\"white\" fill-rule=\"evenodd\" d=\"M259 1H260V0H259ZM220 2H221V1H220ZM222 4H223V2H221V5H222ZM259 6H260V5H259ZM222 7H223V6H221V10H222ZM261 7H264V6H261ZM241 9H243L242 6H241ZM221 10H220V11H221ZM218 13H219V12H218ZM166 24H167V23H166ZM166 24H165V25H166ZM165 25H163V26L165 27ZM237 35H240V34H237ZM187 43H188V42H187ZM218 45H219V44H218ZM189 48H190V47H189ZM222 52H223V51H222ZM184 53H185V54H184ZM187 53H188V52H183L182 54L184 55V57L181 55V58L183 57V58H187V59H188V54H187ZM144 58L147 59L146 56L143 57V59H144ZM166 72H167V71H166ZM188 73H189V72H188ZM167 75H168V73H167ZM177 75H178V74H177ZM181 75H185V74H181Z\"/></svg>",
    "mask_w": 264,
    "mask_h": 264
}]
</instances>
